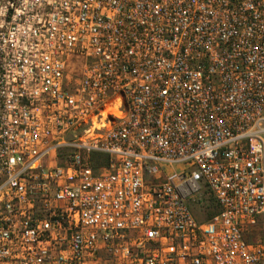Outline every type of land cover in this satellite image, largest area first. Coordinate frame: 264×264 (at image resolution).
I'll return each instance as SVG.
<instances>
[{
    "label": "built area",
    "instance_id": "built-area-1",
    "mask_svg": "<svg viewBox=\"0 0 264 264\" xmlns=\"http://www.w3.org/2000/svg\"><path fill=\"white\" fill-rule=\"evenodd\" d=\"M0 264H264V0H0Z\"/></svg>",
    "mask_w": 264,
    "mask_h": 264
},
{
    "label": "rangeland",
    "instance_id": "rangeland-1",
    "mask_svg": "<svg viewBox=\"0 0 264 264\" xmlns=\"http://www.w3.org/2000/svg\"><path fill=\"white\" fill-rule=\"evenodd\" d=\"M177 168H180L178 166ZM191 208L195 216L199 220H204L208 218L210 214H214L217 211V205L214 198L206 191L203 192L202 202L198 203L196 201H190ZM256 231L258 232L259 229L256 227Z\"/></svg>",
    "mask_w": 264,
    "mask_h": 264
},
{
    "label": "trees",
    "instance_id": "trees-1",
    "mask_svg": "<svg viewBox=\"0 0 264 264\" xmlns=\"http://www.w3.org/2000/svg\"><path fill=\"white\" fill-rule=\"evenodd\" d=\"M73 61H76V59H75V58H74V59H72V62H73ZM95 155H99V154H95ZM99 156H100V157H102V159H103V160H105V159H106V158H105L103 155H99ZM212 214H213V213H212ZM212 214H210V215H212ZM210 215H209V216H210Z\"/></svg>",
    "mask_w": 264,
    "mask_h": 264
}]
</instances>
